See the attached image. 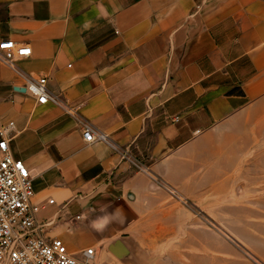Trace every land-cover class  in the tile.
I'll return each mask as SVG.
<instances>
[{"label": "crops", "instance_id": "1", "mask_svg": "<svg viewBox=\"0 0 264 264\" xmlns=\"http://www.w3.org/2000/svg\"><path fill=\"white\" fill-rule=\"evenodd\" d=\"M3 39L30 48L0 61V127L46 233L95 264H216L195 212L254 140L264 181V0H0Z\"/></svg>", "mask_w": 264, "mask_h": 264}, {"label": "built area", "instance_id": "2", "mask_svg": "<svg viewBox=\"0 0 264 264\" xmlns=\"http://www.w3.org/2000/svg\"><path fill=\"white\" fill-rule=\"evenodd\" d=\"M28 55L29 46L16 44L11 39L0 40V61L10 68L16 69V60ZM24 79V91L36 103H57L47 88L45 76H24ZM11 126L9 122L0 127V264H95L92 247L70 252L61 238L46 233L45 227L50 226L51 221L39 223L36 220L31 205L34 194L31 174L23 160L14 157L9 149L7 130ZM82 138L88 143L107 141L106 136L89 123L82 124ZM121 157L127 159V151L122 152Z\"/></svg>", "mask_w": 264, "mask_h": 264}, {"label": "rangeland", "instance_id": "3", "mask_svg": "<svg viewBox=\"0 0 264 264\" xmlns=\"http://www.w3.org/2000/svg\"><path fill=\"white\" fill-rule=\"evenodd\" d=\"M258 150L254 140L242 152L230 186L217 191L215 211L195 212L201 227L215 233L216 264H264V181L258 179Z\"/></svg>", "mask_w": 264, "mask_h": 264}]
</instances>
